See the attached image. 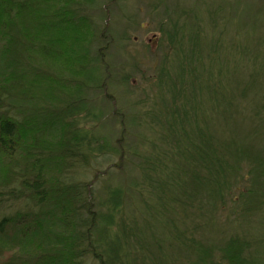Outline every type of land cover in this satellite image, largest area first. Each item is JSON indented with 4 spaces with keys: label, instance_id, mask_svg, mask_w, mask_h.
Segmentation results:
<instances>
[{
    "label": "trees",
    "instance_id": "trees-1",
    "mask_svg": "<svg viewBox=\"0 0 264 264\" xmlns=\"http://www.w3.org/2000/svg\"><path fill=\"white\" fill-rule=\"evenodd\" d=\"M183 1L153 6L166 53L128 115L109 9L98 26L97 0H0V264H263L264 190L241 140L264 134V24L242 23L256 54L214 72L222 8L209 25Z\"/></svg>",
    "mask_w": 264,
    "mask_h": 264
},
{
    "label": "rangeland",
    "instance_id": "rangeland-1",
    "mask_svg": "<svg viewBox=\"0 0 264 264\" xmlns=\"http://www.w3.org/2000/svg\"><path fill=\"white\" fill-rule=\"evenodd\" d=\"M157 3L158 0H115L112 5L108 0H97V6L93 11L98 26L103 24L98 17L101 15L100 10L107 11L109 9L111 11L110 27L115 38L114 46L111 52H108V62L113 70L112 80L110 81L113 83L111 93L117 101L119 110L124 114L129 115V112L134 114L143 111L142 108L134 110L136 103L144 100L146 95L153 97L156 93L153 89L154 83L151 80L153 79V73L159 69L160 57L166 53L164 50L166 45L162 46V37L158 30L159 23L165 19V7L162 6L155 13H151L153 6ZM180 3L181 7L186 10L199 4V7L203 8L202 20L205 24L209 21L207 9L216 11L220 7L222 8V13L219 16L216 15L214 20L221 23L219 26L221 30L228 26L229 35L222 39L218 60L213 65H209V62L206 61L205 64L209 67V70L212 69L214 72L219 70L234 71L240 61L238 49L248 48L252 50V47L254 54L257 53L256 50H260L253 46L254 42L248 38L254 35L251 36L250 34L251 28H247L242 23H253L252 17L257 19L258 23L261 21L264 24V0H185ZM176 5L175 0H167L166 2V6L170 11L175 10ZM188 21L191 22L192 20L189 19ZM209 25H212L210 21ZM209 28H207V33ZM262 31L264 33V29ZM218 32H220L219 29ZM256 35L259 36V34ZM263 51L264 46L261 49V52ZM125 73L131 78L128 84L122 83L121 76ZM221 92L223 91L221 90ZM96 96L97 94L93 92L89 94L92 99ZM259 97V95L252 92L250 102L258 100ZM113 130L116 132V137L120 135V130L115 128L113 124L106 127L105 131L111 133ZM219 131L221 134L224 133V129ZM226 134L229 133L226 132ZM241 142L245 156L242 155L241 157L246 159L244 163L246 180H250L249 183L252 187H257L260 191L264 190V134L258 133L255 135V132H253L252 134H246V136L242 135ZM235 154V159L241 155L237 150ZM117 163L118 159H114L113 164ZM106 168L107 165L103 169ZM89 176L92 175L88 174L86 178L89 179ZM120 178H117L115 182H120L122 180ZM259 195L264 196V193L261 192ZM262 263L264 264V261Z\"/></svg>",
    "mask_w": 264,
    "mask_h": 264
}]
</instances>
